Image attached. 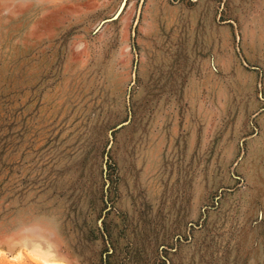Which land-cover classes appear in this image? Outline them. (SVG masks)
<instances>
[{"label": "rangeland", "instance_id": "obj_1", "mask_svg": "<svg viewBox=\"0 0 264 264\" xmlns=\"http://www.w3.org/2000/svg\"><path fill=\"white\" fill-rule=\"evenodd\" d=\"M0 264H264V0H0Z\"/></svg>", "mask_w": 264, "mask_h": 264}]
</instances>
